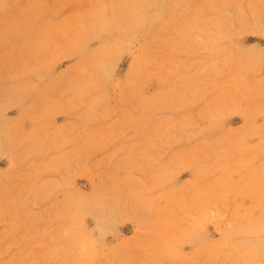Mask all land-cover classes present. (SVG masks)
Listing matches in <instances>:
<instances>
[{
  "label": "rangeland",
  "instance_id": "rangeland-1",
  "mask_svg": "<svg viewBox=\"0 0 264 264\" xmlns=\"http://www.w3.org/2000/svg\"><path fill=\"white\" fill-rule=\"evenodd\" d=\"M0 264H264V0H0Z\"/></svg>",
  "mask_w": 264,
  "mask_h": 264
}]
</instances>
